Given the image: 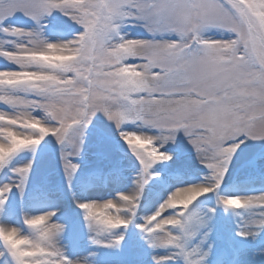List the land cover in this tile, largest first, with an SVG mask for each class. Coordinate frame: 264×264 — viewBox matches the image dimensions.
Returning a JSON list of instances; mask_svg holds the SVG:
<instances>
[{
	"label": "snow or ice",
	"instance_id": "1",
	"mask_svg": "<svg viewBox=\"0 0 264 264\" xmlns=\"http://www.w3.org/2000/svg\"><path fill=\"white\" fill-rule=\"evenodd\" d=\"M54 12L81 30L50 40L41 22ZM17 13L35 26L7 25ZM212 30L228 36L206 35ZM0 37V57L15 65L0 70V169L54 137L71 188L97 114L138 162L129 191L77 201L93 245L119 248L120 229L135 224L151 249L167 250L154 264H205L216 208L193 205L209 193L241 218L238 236L264 232V193L218 194L241 145L264 141V0H0ZM129 122L136 130H123ZM181 131L207 172L135 223L146 185L160 176L156 166L173 160L165 145ZM32 166L13 168L15 181L0 186V210L13 187L24 192ZM55 215L25 216L27 233L0 225L3 264H91L65 253L66 226Z\"/></svg>",
	"mask_w": 264,
	"mask_h": 264
},
{
	"label": "rangeland",
	"instance_id": "2",
	"mask_svg": "<svg viewBox=\"0 0 264 264\" xmlns=\"http://www.w3.org/2000/svg\"><path fill=\"white\" fill-rule=\"evenodd\" d=\"M5 23L25 29L35 26L21 13ZM41 23L45 35L52 41L72 39L81 30L79 25L59 12H54ZM127 30L132 36L143 35L139 28ZM206 35L215 38L228 36L217 30ZM5 47L10 48L11 45ZM13 68L15 65L0 57V70ZM3 107L0 105V108ZM136 128V124L131 122L123 126V130ZM59 148L54 137H47L35 153H20L4 169H0V186H3L15 181L13 168L29 161L33 164L24 192L13 187L8 194L0 210V225L17 226L27 233V226L23 223L25 216L55 211L53 220L66 226L59 243L69 257H88L91 264H154L153 256L167 254L165 249H151L135 224L127 230L120 229L125 232L121 247L93 245L92 234L87 229L81 210L76 207L77 201L114 198L116 193L129 191L133 187L138 162L120 138L114 124L107 121L103 114H97L94 118L71 188L63 175ZM165 149L173 154V160L156 166L155 170L160 176L146 185L135 223H142L143 218L152 214L177 187L199 183L207 172L182 131L175 141L165 145ZM260 193H264V141L248 140L234 156L218 194L247 196ZM216 197L217 193H209L193 205L201 211L216 208L213 230L202 244L203 250L208 252L205 264H264V232H258L255 236H238L241 218L232 210L226 212L217 205ZM90 253H96L95 257ZM0 264H3L2 259Z\"/></svg>",
	"mask_w": 264,
	"mask_h": 264
},
{
	"label": "bare ground",
	"instance_id": "3",
	"mask_svg": "<svg viewBox=\"0 0 264 264\" xmlns=\"http://www.w3.org/2000/svg\"><path fill=\"white\" fill-rule=\"evenodd\" d=\"M93 198H95V197H93Z\"/></svg>",
	"mask_w": 264,
	"mask_h": 264
}]
</instances>
